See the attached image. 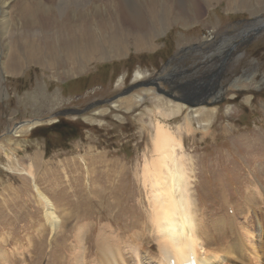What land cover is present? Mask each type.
Instances as JSON below:
<instances>
[{
    "label": "rangeland",
    "instance_id": "1",
    "mask_svg": "<svg viewBox=\"0 0 264 264\" xmlns=\"http://www.w3.org/2000/svg\"><path fill=\"white\" fill-rule=\"evenodd\" d=\"M4 1L6 11L12 14L7 17L8 25L3 24L7 33L0 35V136L3 135L0 138V254L5 252L4 255L10 257L23 254L28 258L33 252L43 251L38 245L33 246L37 239L47 236L42 210L30 181L18 173L29 165L35 168L38 188L54 198L58 210L65 211L66 215L79 214L87 204L85 197L94 222L100 225L98 214L106 213L103 208L95 212V190L100 189L94 182L96 176H112L115 181L122 176L120 187L126 211L132 210L129 212L132 213L138 206V212L145 210V193L138 176H141L144 158L150 157L153 120L167 119L174 131L185 125L186 112L177 111L175 106L182 101L181 97L167 89L171 81L190 93L188 98L198 91L203 92L199 99L204 97L206 104L202 106L208 110L213 107L207 124L199 126L195 118L191 120V133L181 130L185 154L195 171L192 176L203 177L200 182L207 187L203 190L205 197L200 196V199L204 202L208 199L207 204L217 207L220 193L215 197L211 194L216 189L212 187L213 176L222 177L230 193L235 184L241 190L244 188L246 176H257L264 183V0H138L145 18L144 31L139 34L148 44L141 50L133 48L140 38L138 31H130L129 35V31L116 22L114 9L96 0L78 7L70 6L62 12L52 6L34 4L33 11L23 17L15 14L18 0ZM22 4L19 0V9ZM194 6L197 17L193 16ZM150 9L152 15L155 13L153 16L148 13ZM45 15L51 18L48 26L38 25L37 18ZM63 21L74 32L83 30L88 37L86 44H71L69 48L77 52L71 59L66 56L68 46L62 43L66 34L59 23ZM156 25H160L158 31ZM153 31L156 32L152 36ZM113 35L121 36L126 45L122 54L115 55ZM24 45L34 51V56L39 55L36 61H25ZM192 45L197 46L178 53L182 66L175 69V78L167 84L159 82L160 89L170 94L167 97L152 92L155 97L148 88H143L82 116L61 117L75 129L74 138L64 145L58 143L57 135L48 131L51 120L26 132L17 130L22 122L44 119L64 109H80L109 98L130 84L137 71L152 75L173 53ZM87 46L98 53L85 62L78 51L87 50ZM219 56L224 58L223 69L213 77L215 65L212 62H221ZM251 75L255 81L253 89L249 88L252 90L229 88L234 81ZM214 79H218L216 85ZM219 92L220 95L214 97ZM140 95L141 99L137 100ZM157 111L168 116L163 118ZM85 176L91 181L90 189L83 184ZM235 190L231 194L232 202L240 194ZM89 193L91 195L87 196ZM105 199L112 198L108 194ZM65 220L66 232L73 238L77 230L74 219ZM132 222L133 215L124 218L120 225L129 226ZM113 225L111 228L116 229L117 225ZM140 227L147 233V225ZM248 228L252 230L253 225L248 224ZM234 233L240 235L239 231L234 230ZM45 241L49 246L44 245V252L51 246L50 239ZM134 262L135 259L130 258V264H139L138 260Z\"/></svg>",
    "mask_w": 264,
    "mask_h": 264
},
{
    "label": "bare ground",
    "instance_id": "2",
    "mask_svg": "<svg viewBox=\"0 0 264 264\" xmlns=\"http://www.w3.org/2000/svg\"><path fill=\"white\" fill-rule=\"evenodd\" d=\"M91 1L93 0H21L23 3L21 5L22 9H19L17 6L19 3L18 0L16 4L17 8L15 7V14L23 17L28 12L33 11L32 5L34 4L45 7L52 6L58 12H62L70 6L78 7ZM96 1L114 9L116 22L120 27L126 28L129 31V35L130 31H138V37L140 36V38L139 40L136 38L133 41L135 42L137 40L133 48L141 50L148 47L144 36L139 34L142 33L145 27V18L139 10L138 0ZM6 7L7 2L0 0V35L7 31V27L3 24L9 21L7 17L12 14L6 11ZM193 11V16L197 17L196 6H194ZM148 13L152 15V9ZM40 16L37 18L38 25L46 26L51 18L46 15L45 17ZM59 25L65 28L62 31L66 34V37L62 40V43L68 46L66 56L71 59L74 55H77V52L75 53L73 49L69 48L73 46L71 44L74 42H84L86 44L85 40L88 37H86L83 30L74 32L71 28L67 27L68 24L65 21L59 23ZM155 27L156 31L160 29V25H156ZM24 28L25 26H23ZM56 31H59L58 28ZM155 32L153 31L151 35L153 36ZM120 37L117 38L115 35L111 37L112 45H114L113 48H115V55L122 54L126 49V45ZM110 48L112 47L110 46ZM22 49H26V51L22 50V53L25 55V61H36L38 59L39 55L34 56V51L26 45ZM80 49L78 54L85 62L94 59L98 53L94 50L95 48L93 50L92 48L91 50L88 48L81 52ZM12 59V56H10V60ZM175 59L178 58L176 57ZM178 60L181 61L182 59L179 57ZM15 63L17 62L15 61ZM170 71H172V68H170ZM172 72L174 74L172 78H175V73L174 71ZM144 77H146V72L137 71L134 78ZM254 84L255 81L251 75L243 80L234 81L233 84L228 86L230 89L231 87L243 89L252 87L253 89ZM148 89L151 93L155 92V90ZM137 91L139 92V90ZM198 92L204 94L201 91ZM155 94L159 95L162 93L155 92ZM152 95L154 94L152 93ZM217 96L218 93L214 97ZM159 97L157 96V98ZM180 97L182 101L177 102L175 106L177 111L183 110L186 112L184 128L178 126L174 131L167 124V119L153 120L150 157L149 159L144 158L141 176H138L145 193L146 207L144 211L141 208L142 206L140 207L141 212L137 211L139 206L132 213H129L132 210L127 212L126 208H124L120 187L122 176H119L117 181L112 176H96L94 182H97L96 185L100 189L98 188L99 191L95 190V194H97L95 206H98L95 207V212H101L98 209L103 208L106 213L105 215L98 214L97 220L100 225L98 226L94 222V215L88 210V201L85 197L84 202H87V204L84 205L79 214L66 215L64 213L65 211L61 213L58 210V206H56L57 204L53 200L54 198L52 199L51 196L42 192L40 190L41 188H38L33 171L34 167L29 165L25 169H20L18 173L26 176L30 181L35 193L36 202L42 210V213H40L48 232L46 238L42 237V239H37L33 246L38 245L43 251L41 252L39 250V253L33 252L28 258L23 254L18 255L20 257H17V255L10 257L7 254L4 255L5 252H1L0 264H130V258L135 259V262L138 260L139 264H184L189 258H192L195 264H264V183L257 176H246V185H244V188L241 190L235 184L236 186L231 187L232 190L230 193L229 189L228 191L226 190L227 187H225L226 184L222 180V177L217 175L213 176L215 181L212 187L216 189L211 193L213 197L220 193L217 207L207 204L206 202H209L208 199L205 202L203 198L200 199V196L205 197V191L203 190L207 189V187L203 186L200 182L203 177L192 176V173L195 171L189 162L191 160L188 154H185L181 130L183 129L185 132L191 133L193 130L191 120L195 118L199 126H203L200 123L207 124L213 115V107L211 110L205 109L202 106L206 104V100L204 99H195L191 102L184 103L183 100L188 99V96L182 95L181 93ZM140 99L141 95L137 100ZM127 104H130V101H127ZM157 113L163 118L168 116V114L162 113L161 111H157ZM39 119L22 122L17 130L26 132L33 126L38 125L39 123L37 121H41L43 118L41 120ZM48 120L52 121L54 118ZM259 170L263 171L261 168ZM14 171L17 172L16 170ZM89 183L91 181L89 182L88 177L85 176V182L83 184H85L86 188L90 189L92 184L89 186ZM234 189L240 192V194L232 202L231 194L234 193ZM106 193L112 198L110 201L105 199V195H108ZM90 195L89 193L87 196ZM131 208L134 209V207ZM229 209L233 210L232 214L227 212ZM131 215L134 217V222L129 223V226L126 225L127 227L125 225L121 226L120 224H122L121 222L124 221V218ZM69 218L74 219V224L77 228L76 230L74 227L76 232L73 238H70L66 232L67 226L65 219ZM141 219L143 221L140 223L148 226L146 229L148 234L140 227L141 224L139 221ZM100 221H104L105 223L101 224ZM113 224L117 225L116 229L111 228ZM248 224L253 225L252 230L248 228ZM234 230L239 231L240 235L237 233L233 234ZM232 235V238H228ZM48 239L51 241V246L48 247L50 248L48 251L44 252V245L46 244V247L49 246L47 245L48 242L46 243L45 241ZM154 245H156V253L153 252ZM20 253H22V250Z\"/></svg>",
    "mask_w": 264,
    "mask_h": 264
},
{
    "label": "water",
    "instance_id": "3",
    "mask_svg": "<svg viewBox=\"0 0 264 264\" xmlns=\"http://www.w3.org/2000/svg\"><path fill=\"white\" fill-rule=\"evenodd\" d=\"M264 25V23H263ZM197 45H192L188 48H183V49H180L178 50L177 52L173 53L163 64V66H161L157 72L153 73L152 75L150 74H146V77L144 78H137V79H133L130 84H128L126 87H124L122 90H120L118 93L114 94L113 96L109 97V98H105V99H102V100H97V101H94L88 105H86L85 107L83 108H68V109H64V110H61L55 114H52L50 115L49 117L45 118V119H39L41 120V122L38 124V125H41L42 122H46V120L50 119V118H54V120H52L51 122H55L58 120V118H61V117H68V116H75V117H79V116H82L84 114H86L88 111L96 108V107H99V106H102V105H108L110 104L111 102L117 100L118 98H121L123 96H126L130 93H132L133 91H136V90H140V89H143V88H154L155 92L156 93H162L163 95H165L167 97V95H170V94H166V91L164 90H161L160 87H159V82H161L162 84H167L168 81L172 78V76L174 75L172 71H170L169 69V66L171 64V62L177 57L178 53L180 51H186L188 49H191V48H194L196 47ZM167 70V72H166ZM196 95H199V96H196ZM218 95H220V92L218 93ZM196 97H192V98H188L187 100H185L186 102H191L192 100H195V99H199L200 98V93H196L195 94ZM170 99H174L176 100V98L170 96L169 97ZM179 99V98H177ZM204 99V97L202 98ZM205 100V99H204ZM56 119V120H55ZM49 122V123H51ZM37 126V125H35ZM33 126V127H35ZM2 136H0L1 138Z\"/></svg>",
    "mask_w": 264,
    "mask_h": 264
},
{
    "label": "trees",
    "instance_id": "4",
    "mask_svg": "<svg viewBox=\"0 0 264 264\" xmlns=\"http://www.w3.org/2000/svg\"><path fill=\"white\" fill-rule=\"evenodd\" d=\"M48 131L58 136V143L65 144L67 140L74 138L75 129L60 119L47 127ZM65 147V146H64Z\"/></svg>",
    "mask_w": 264,
    "mask_h": 264
},
{
    "label": "flooded vegetation",
    "instance_id": "5",
    "mask_svg": "<svg viewBox=\"0 0 264 264\" xmlns=\"http://www.w3.org/2000/svg\"><path fill=\"white\" fill-rule=\"evenodd\" d=\"M220 57V59L222 58V56H219ZM179 59V58H178ZM178 59H175V60H173L172 62H171V68H172V71H174V73H175V69L178 67H181L182 66V64L180 63V61L178 60ZM219 59V60H220ZM180 64V65H179ZM212 64L213 65H215V71L213 72V77H217L218 75H219V73H220V71L223 69V67L221 66V65H223L224 64V58H222V61L221 62H217L216 64H215V61L214 62H212ZM176 67H175V66ZM218 66H219V68H218ZM217 68V69H216ZM177 74H178V71L176 72ZM217 80L218 79H214V85H216L217 84ZM167 89L170 91V93H174V94H177L178 95V93H179V95H178V97L179 96H181V93H182V95H187V96H189V94L190 93H185L186 91H182L181 90V88H179V86H178V84H176V83H174V81H171V83L169 84V85H167ZM180 92H179V91ZM172 91V92H171Z\"/></svg>",
    "mask_w": 264,
    "mask_h": 264
}]
</instances>
